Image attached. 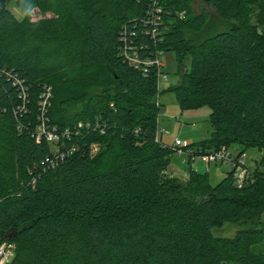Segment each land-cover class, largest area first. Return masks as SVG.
<instances>
[{
    "label": "trees",
    "instance_id": "trees-1",
    "mask_svg": "<svg viewBox=\"0 0 264 264\" xmlns=\"http://www.w3.org/2000/svg\"><path fill=\"white\" fill-rule=\"evenodd\" d=\"M12 1L0 0V246H15L8 264H264L250 251L264 237V36L250 5L264 25V0H203L200 12L193 0H158V43L146 34L150 0H17L21 20ZM205 6L229 27L194 40L210 21ZM35 9L52 17L33 22ZM124 35L143 60L174 52L182 68L190 58L172 91L182 110L210 108L212 132L186 148L261 150L252 182L236 187L233 169L215 185L192 167L187 181L171 173L174 151L156 141L158 70L128 64ZM54 45L76 66L53 64L46 52ZM101 77L102 94L89 96L82 80ZM49 89L50 129L95 127L66 140L63 152L78 149L60 161L35 138ZM92 145L112 166L100 165ZM225 224L260 228L217 237Z\"/></svg>",
    "mask_w": 264,
    "mask_h": 264
},
{
    "label": "rangeland",
    "instance_id": "rangeland-1",
    "mask_svg": "<svg viewBox=\"0 0 264 264\" xmlns=\"http://www.w3.org/2000/svg\"><path fill=\"white\" fill-rule=\"evenodd\" d=\"M16 1L17 0H13L9 4V9L16 15L17 18L21 20L25 17V14L18 9ZM202 1L203 0H193V7L196 12H200L202 9H204H200ZM250 9V21L252 25L257 26L259 34L264 36V25H260L258 22L259 5L252 3L250 5ZM205 10L210 14V21L202 33L191 36L194 40H203L204 38L212 36L215 33L223 31L229 27L227 23L223 22L217 16L213 8L205 6ZM31 17L32 21L35 22L40 19L50 18L52 17V15L49 13L44 14L39 9H35L32 11ZM56 47V45H54L53 47H49L47 50L50 52L47 51L46 54L48 55L51 52H54L57 49ZM65 52L67 53H59V51L54 52V55L53 53H51L50 58L52 63H64L66 66H70L73 63L72 65L76 66L75 61H73L74 58L71 56L72 54L68 53V51ZM158 59L164 65V68L162 69L164 74L159 80L160 93L158 96L159 103L161 104L163 109L158 122L161 127L165 128V132H167L163 135L164 141L167 144H173L174 140L179 138L183 141L184 145L187 146L209 139L212 132V127L210 124V108L204 106L201 108L182 110L176 99L175 93L172 91V88L180 83L181 75L190 69V58L186 59V61L184 62V67L182 68L179 67L174 52H160V54L158 55ZM77 71H79V67L75 68L73 74H78ZM165 76H167V79H165ZM103 80V77L99 78L97 82L90 80L88 81L89 83H87L86 80H82V83H86L88 85L87 87L89 88V96L95 98L102 94V85L105 84ZM243 150L244 147L239 144H234L230 147V152L234 156H237ZM101 153L102 148H99L94 156L95 159H99V161H101L100 165L103 164L104 168L112 166V162L110 161L111 158H109L108 156H101ZM245 154L247 156L246 165L248 166V168L251 169L253 173L255 172L256 168L257 170H261V168L258 167V161L261 160L262 151L254 148L247 150ZM186 162L187 160L184 156H178L176 153H174L171 157L169 170L175 177L181 179L182 181H187L189 177L190 167L202 174H209L210 181L214 185L219 183L227 175V173L233 169L231 163L222 165L211 164L210 171L212 172H210L208 170V167L202 163L199 156H196L195 160L191 163ZM245 228L255 229L260 228V226L225 224L220 228L215 229L214 234L219 238L232 239L238 234V232ZM250 251L257 255L264 254V237L258 244L252 245ZM13 255L14 250L9 253L8 260H10Z\"/></svg>",
    "mask_w": 264,
    "mask_h": 264
},
{
    "label": "built area",
    "instance_id": "built-area-1",
    "mask_svg": "<svg viewBox=\"0 0 264 264\" xmlns=\"http://www.w3.org/2000/svg\"><path fill=\"white\" fill-rule=\"evenodd\" d=\"M150 8H149V20L147 21V24H150V28L146 32L148 36L151 37V39L158 43V41H161L162 38V15L164 13L163 8L160 6L158 0H150ZM180 17H183V14H180ZM122 40L124 42V46L122 47V53L125 58V60L128 62V64L133 67L134 69H142L144 73L148 72V69L150 67H156L158 70V76L159 80L162 78V75L164 74L162 69L164 68L163 63H161L157 58L155 60L150 59H141L139 54V49L136 46H133L132 43L129 42V39L127 36H123ZM165 79H167V76H165ZM159 83V82H158ZM16 84H20V81L17 80ZM21 85V84H20ZM23 89V99L26 103V93ZM44 100L42 101V122L39 124L35 138L37 141H41L42 139H46V141L51 144L54 147V157L56 161H60L64 159L65 156L73 155L77 151L76 146H72L67 151L63 152L60 149L61 145H65L66 140L72 139L74 136L78 137L84 132H89L92 129H95L94 125L90 122H78L74 128H66L62 131L53 128L50 129V127L47 125V121L45 118L46 110L48 106H50L49 99L51 98V89L48 90V92L43 96ZM157 103H159V97L157 99ZM161 105V104H160ZM25 107V106H24ZM23 107V109H24ZM164 133L165 128L161 127L160 124H158V130L156 134V141L159 143L164 144L165 146L170 147L174 153H176L178 156H184L187 160L186 163H191L195 160L196 156H199L202 163L206 165L208 168L211 166V164H226L231 163L233 166V180L234 185L238 188H242L244 185L248 184L249 182L253 181V172L251 169L248 168L246 165V154H238L237 156H234L230 150L223 148L221 150H212L210 152H202V150L195 149V148H186L183 141L179 138L175 139L173 144H167L164 141ZM98 145H92L91 146V155L95 156L96 152L99 150ZM189 161V162H188ZM57 162H53L52 166L55 167ZM15 250V246L12 244H3L0 246V264H5L6 261L9 258V253Z\"/></svg>",
    "mask_w": 264,
    "mask_h": 264
},
{
    "label": "crops",
    "instance_id": "crops-1",
    "mask_svg": "<svg viewBox=\"0 0 264 264\" xmlns=\"http://www.w3.org/2000/svg\"><path fill=\"white\" fill-rule=\"evenodd\" d=\"M208 170L210 171V167L208 168ZM210 172H212V171H210ZM11 259H12V258H11ZM11 259H10V260H11ZM10 260L6 261L5 264H8V263L10 262Z\"/></svg>",
    "mask_w": 264,
    "mask_h": 264
},
{
    "label": "water",
    "instance_id": "water-1",
    "mask_svg": "<svg viewBox=\"0 0 264 264\" xmlns=\"http://www.w3.org/2000/svg\"><path fill=\"white\" fill-rule=\"evenodd\" d=\"M205 3H207V4H208V3H209V0H205Z\"/></svg>",
    "mask_w": 264,
    "mask_h": 264
}]
</instances>
